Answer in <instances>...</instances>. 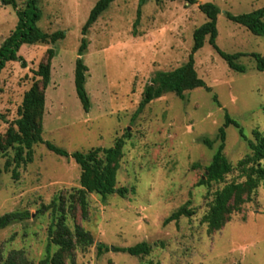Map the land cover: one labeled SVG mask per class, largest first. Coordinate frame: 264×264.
Returning a JSON list of instances; mask_svg holds the SVG:
<instances>
[{
    "label": "rangeland",
    "instance_id": "374dc122",
    "mask_svg": "<svg viewBox=\"0 0 264 264\" xmlns=\"http://www.w3.org/2000/svg\"><path fill=\"white\" fill-rule=\"evenodd\" d=\"M98 0H40L39 27L65 32L54 44H24L21 61H9L0 72V142L10 123L18 118L23 94L39 80L34 74L53 48L50 82L45 92L44 140L65 149L87 152L111 147L124 139L117 172V187L133 188L125 197L117 193L102 199L87 196L88 214L82 219L71 195L80 187V166L73 158L33 145V160L19 166L15 148L0 149V217L29 212V218L0 227V252L23 250L29 264L45 258L48 227L54 220L43 206L55 198L65 200L66 223L80 225L94 244L73 251L65 264H264V185L251 200L230 215L218 230H210L202 216L214 191L231 181L240 182L233 169L220 183L196 185L220 143L225 112L236 120L251 140L264 134V71L253 57L238 62L244 72L232 70L206 40L194 54L195 69L210 90L195 88L180 98L166 93L136 113L144 87L158 71L184 64L193 44V30L206 21L197 4L185 0H147L137 18L138 0H115L86 34L87 47L80 56L87 66L85 89L90 109L85 112L76 94L74 68L81 43V28ZM220 8L217 45L227 53L257 52L264 57V36L230 21L225 12L243 14L264 6V0H198ZM18 7L24 0H17ZM17 22L15 9L0 0V45ZM216 100H215V98ZM224 155L235 167L249 152L238 128L225 127ZM215 139L208 148L202 138ZM194 213L178 221L164 220L187 201ZM60 201H58L59 203ZM140 242L152 245L148 255L132 256L116 248ZM103 244V249L97 246ZM57 246L51 245V254ZM3 264V263H0Z\"/></svg>",
    "mask_w": 264,
    "mask_h": 264
},
{
    "label": "trees",
    "instance_id": "16d2710c",
    "mask_svg": "<svg viewBox=\"0 0 264 264\" xmlns=\"http://www.w3.org/2000/svg\"><path fill=\"white\" fill-rule=\"evenodd\" d=\"M5 5H11L17 15V22L14 29L0 45V72L9 61H21L22 66L26 62L19 55V50L24 44L51 43L54 44L65 37V32L57 30L52 33L43 31L38 22L42 12L39 7L40 0H24V6L19 8L17 0H1ZM115 0H98L91 9L89 16L81 28V43L78 48V58L74 68V83L76 94L85 112L90 109V99L85 89L87 66L80 57L87 47L86 34L91 25ZM147 0H138L137 18L135 25L141 15V8ZM161 2L163 0H155ZM173 1V0H171ZM189 4H197L200 11L206 16V21L193 30V44L187 61L168 71H158L144 87L141 101L136 113L140 112L148 103L160 98L166 93H174L180 98L184 97L186 91L195 88L210 90V86L198 76L195 69L194 54L203 47L205 41L217 51L225 60L228 66L235 71L244 72L245 66L238 62L242 56L253 57L256 61V68L264 71V57L257 52L227 53L219 48L216 39L218 37L217 18L220 8L212 2H199L198 0H185ZM226 17L258 36H264V6L249 13L232 14L225 12ZM55 56V50H46L45 60L40 62L34 74L39 80L34 82L23 94L22 102L18 108V118L13 120L6 130L3 142H0V149L7 150L15 148L13 161L16 166L22 162L27 163L33 160V145L43 143L50 151L57 155L73 158L80 166L79 178L80 187L71 195L73 199L71 207H79L82 219L88 214L87 196L90 193L99 195L102 199L117 193L125 197L133 191V188L117 187V172L122 157L124 139L118 138L111 147H96L87 152L74 151L69 153L50 141L44 140L43 115L45 110V92L50 82L51 62ZM215 98V96H214ZM216 100V98H215ZM217 101V100H216ZM0 119L5 120L4 114L0 112ZM234 125L238 128L240 136L248 143L250 152L240 159L234 167L224 155L225 127ZM255 139H248L240 124L225 112L224 125L219 127L216 139L220 140L210 163L205 167V174L196 185L210 186L213 183H220L225 176L233 169L240 172L244 177L243 181H231L222 188L216 189L214 197L209 202L208 210L202 216L201 221L207 223L210 230H218L226 223L230 215L240 210L241 206L251 200V194L258 185H264V134L254 132ZM208 148H212L215 139L202 138L201 140ZM2 169L0 167V174ZM58 201H60L58 203ZM65 200L61 197L55 198L50 204L43 206V211L52 210L54 220L48 227V244L46 246L45 258L39 264H65L66 259L73 262V251L79 246L87 248L94 244L93 237L88 231L76 224L71 230L66 223ZM188 200L177 211L173 212L164 220V224L171 221H178L180 217H189L194 210L189 207ZM27 211H12L0 217V227H6L14 221L29 218ZM51 245L57 249L51 254ZM98 250L103 249V244L97 246ZM152 245L147 242H140L133 246L116 248L118 251L126 252L132 256L148 255ZM0 263L3 264H29L23 250H12L3 258L0 252Z\"/></svg>",
    "mask_w": 264,
    "mask_h": 264
}]
</instances>
